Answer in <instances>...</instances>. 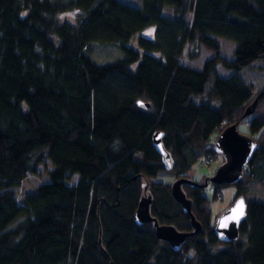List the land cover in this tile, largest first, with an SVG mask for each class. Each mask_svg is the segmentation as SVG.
<instances>
[{
  "label": "trees",
  "instance_id": "1",
  "mask_svg": "<svg viewBox=\"0 0 264 264\" xmlns=\"http://www.w3.org/2000/svg\"><path fill=\"white\" fill-rule=\"evenodd\" d=\"M71 10L77 15L64 18ZM218 38L235 43L232 59ZM92 42L124 55L98 64L86 51ZM200 47L214 53L201 69L181 62ZM258 60L264 0H0V264H264V203L247 197L264 186V87L240 75ZM233 124L255 142L242 177L182 187L202 230L174 246L154 222L138 223L150 194L159 225L193 231L172 184L154 178L194 180L190 171L206 156L224 164L211 135ZM44 154L50 180L19 204L14 189L38 173ZM228 186L236 192L229 206L243 196L248 209L238 239L224 242L212 203Z\"/></svg>",
  "mask_w": 264,
  "mask_h": 264
},
{
  "label": "water",
  "instance_id": "2",
  "mask_svg": "<svg viewBox=\"0 0 264 264\" xmlns=\"http://www.w3.org/2000/svg\"><path fill=\"white\" fill-rule=\"evenodd\" d=\"M257 104V99L246 109L245 116L251 115ZM154 143L158 152L163 156L167 169H171V158L162 144V133L154 135ZM215 149L225 158V163L215 171L214 175L206 178L204 183H198L191 179H177L171 185V191L174 198L182 204L185 211L191 218L193 231L191 233L179 232L174 226H161L156 219L151 216L150 207L152 197L150 194L143 197L139 208L135 214L138 223L154 222L156 226V234L159 239L168 241L174 246H178L185 241L186 238L196 235L202 230V226L196 221L191 208V201L187 198L183 191V184H191L194 187L205 188L209 183L217 185H231L237 182L243 175L245 166L247 165L253 150L255 142L248 136L242 134L238 129V124L226 127L217 137L214 144ZM240 201H243V215H240L241 209L238 208ZM248 204L246 199L238 197L230 206H228L215 219L214 231L224 242H231L238 239L239 229L243 220L247 215Z\"/></svg>",
  "mask_w": 264,
  "mask_h": 264
},
{
  "label": "rangeland",
  "instance_id": "3",
  "mask_svg": "<svg viewBox=\"0 0 264 264\" xmlns=\"http://www.w3.org/2000/svg\"><path fill=\"white\" fill-rule=\"evenodd\" d=\"M62 1H69V0H62ZM133 6L139 7L140 3L138 1L132 2ZM76 10H71V12H67L64 15V18H72V16H76ZM147 34L153 33V28H148L146 30ZM220 43V52L221 55L232 59L233 53L235 50V43L233 41L218 38ZM129 46L137 47V37L131 40L128 43ZM89 49V50H88ZM86 50L90 57L98 64H106L113 62L119 58H122L124 53L122 48L116 44L110 43H102V42H92L88 46ZM159 55V54H157ZM214 56V53L210 50L205 49L204 47L199 48V56L195 59H190L187 54L182 55L181 62L190 65L195 69H201L208 59ZM254 66L250 69H244L240 72L242 79L245 82L251 83L255 86L257 90H260L264 87V62L261 60L256 61ZM218 73L222 77H228L230 75V71L224 68L221 64L218 66ZM238 129L240 131H247V128L244 124H240ZM219 133L214 132L211 135V141L213 142L212 145L217 140ZM204 158V157H203ZM43 162L38 166V173L37 174H30L25 180L21 182L20 185L15 187V196L17 202L19 204H25V196L29 193H32L36 190L38 186L41 184L48 182L50 180L49 173L53 169L52 162L50 159L44 154L42 155ZM200 163H196L192 170L190 171V176L195 181H201L205 176L206 178H210L214 175L215 171L223 164L221 159L218 157L215 160L212 158L199 160ZM79 176L78 174H74V176L69 180V184H74L78 181ZM155 181L172 184L175 181L174 176L168 172H160L155 178ZM199 183V182H198ZM200 183H204L203 181ZM212 188L211 186L206 190V194L209 197H212ZM235 190L233 187H226L221 192L220 198L214 200L212 203V216L216 217L218 214L223 212L231 203L233 198L235 197ZM248 199L260 201L264 203V186H257L254 187L247 195ZM24 217H20L16 219L9 225V228L15 227V225L20 221L23 220ZM213 221V219H212Z\"/></svg>",
  "mask_w": 264,
  "mask_h": 264
},
{
  "label": "snow or ice",
  "instance_id": "4",
  "mask_svg": "<svg viewBox=\"0 0 264 264\" xmlns=\"http://www.w3.org/2000/svg\"><path fill=\"white\" fill-rule=\"evenodd\" d=\"M238 208L241 209V211H240V215H243V210H242V208H243V201H240V203H239V205H238Z\"/></svg>",
  "mask_w": 264,
  "mask_h": 264
},
{
  "label": "built area",
  "instance_id": "5",
  "mask_svg": "<svg viewBox=\"0 0 264 264\" xmlns=\"http://www.w3.org/2000/svg\"><path fill=\"white\" fill-rule=\"evenodd\" d=\"M205 158H206V159H209V156H206V157L202 158V160L205 159Z\"/></svg>",
  "mask_w": 264,
  "mask_h": 264
}]
</instances>
